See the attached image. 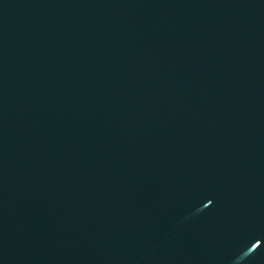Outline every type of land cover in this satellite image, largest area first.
<instances>
[{
	"label": "water",
	"instance_id": "water-1",
	"mask_svg": "<svg viewBox=\"0 0 264 264\" xmlns=\"http://www.w3.org/2000/svg\"><path fill=\"white\" fill-rule=\"evenodd\" d=\"M0 264H264V0H0Z\"/></svg>",
	"mask_w": 264,
	"mask_h": 264
}]
</instances>
